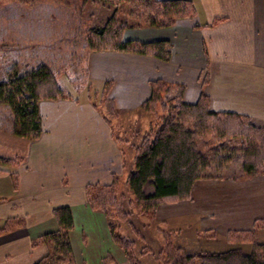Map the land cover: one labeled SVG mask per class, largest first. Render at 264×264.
Here are the masks:
<instances>
[{
  "label": "crops",
  "instance_id": "crops-1",
  "mask_svg": "<svg viewBox=\"0 0 264 264\" xmlns=\"http://www.w3.org/2000/svg\"><path fill=\"white\" fill-rule=\"evenodd\" d=\"M191 1L197 10L192 18H180L170 27L124 32L129 41L170 40L169 60L91 51L86 64L92 93L98 94L95 100L81 94L41 101L43 131L35 141L18 138L0 126V155L23 156L18 166L0 172V230L10 229L0 232V264H35L43 258L47 246L33 242L58 229L53 210L63 206L70 207L74 219L70 239L75 264H129L112 238L106 214L93 210L86 196L88 184H111L115 174L127 170L112 121L96 102L106 82H111L108 110L135 114L151 96V82L162 79L180 85L186 103L197 102L204 92L213 111L236 112L264 125V0ZM11 174L16 175L17 188ZM197 196L206 210L210 201L212 221L224 211L220 206L232 208L229 221L211 226L250 230L256 220L264 219V174L198 180L191 199ZM108 256L112 260L106 262Z\"/></svg>",
  "mask_w": 264,
  "mask_h": 264
},
{
  "label": "trees",
  "instance_id": "trees-1",
  "mask_svg": "<svg viewBox=\"0 0 264 264\" xmlns=\"http://www.w3.org/2000/svg\"><path fill=\"white\" fill-rule=\"evenodd\" d=\"M103 1L112 5L113 12L103 25L90 28L86 39L89 50L141 53L165 61L170 59L172 52L170 40H124L125 30L170 27L178 19L192 18L197 12L191 0ZM2 75L0 106H5L11 115L14 134L27 139L38 138L43 129L40 101L69 95L46 64L23 71L6 70V74L2 72ZM110 86L111 82H106L103 97ZM151 87V96L142 107H160L162 114L158 118L156 116L152 131L146 132L138 144L132 145L134 168L126 177L127 190H120L121 180L115 175L111 184L90 183L86 186L88 203L93 209L106 214L112 238L123 249L130 264H143L141 256L154 252L148 245L138 251L137 240L119 230L121 223L130 216L126 205L137 206L143 213L153 215L163 203L190 197L194 183L206 176L204 172L214 164L218 167L236 166L239 177L264 174V125L258 126L250 117L236 112L213 111L204 92L197 102L186 103L182 100L180 85L157 79L151 82ZM116 138L122 146L124 139ZM19 163V157L0 155V172H4L3 166H17ZM11 175L17 188L16 175ZM53 214L58 221V229L34 240L33 245L45 244L48 248V253L35 264H75L70 239L74 228L72 211L70 207L63 206L55 208ZM263 228L264 219H258L250 230L228 233L231 243L251 244L249 253L236 247L189 254L184 248L174 245L172 234L166 232V243L158 253L157 261L158 264H264V242L259 241L257 235L258 230ZM132 229L138 240H143L134 225ZM111 260L108 256L106 262Z\"/></svg>",
  "mask_w": 264,
  "mask_h": 264
},
{
  "label": "rangeland",
  "instance_id": "rangeland-1",
  "mask_svg": "<svg viewBox=\"0 0 264 264\" xmlns=\"http://www.w3.org/2000/svg\"><path fill=\"white\" fill-rule=\"evenodd\" d=\"M112 12V5L103 0H0V78L4 77L2 72L6 74V70L23 71L32 66L46 64L56 75L58 84L69 95L56 100L73 99L85 94H88L91 100H95L98 94L93 92L95 95L91 96L93 93L86 64L87 54L92 50L88 49L86 39L90 28L103 25ZM110 100L108 93L104 97L101 93V97L99 96L96 102L100 111L112 121L115 134L124 139L121 145L127 170L124 175L115 174V176L121 180L120 190H127L126 177L132 164V169L134 168L132 145L138 144L146 132L152 131L162 111L160 107L152 109L141 107L140 111L130 115L116 108L108 110ZM12 123L6 107L0 106L2 130L23 139L24 137L14 134ZM138 130L139 134H136ZM137 135L140 136L139 139ZM38 138L24 139L35 141ZM21 147L24 149L23 146ZM5 157H19L20 160L23 158L22 155L17 154ZM4 167L14 168L13 165ZM237 169L232 164L222 167L214 164L204 172L207 175L199 180L205 178L231 180L236 178ZM148 191L151 192V187ZM191 196L163 203L155 209L153 215L143 213L137 206L126 205L125 208L130 212V216L127 221L121 223L122 228L119 230L137 240L138 251L148 245L154 252L141 256L143 264H158L157 255L166 243V232L172 234L174 245L184 248L189 254L198 251L219 252L236 247H240L245 253L251 251L249 243L229 242L227 235L232 229L210 225L213 222L229 221V217L232 218L229 214L232 208L220 206L219 209L224 211L219 217L214 218L217 221H212V218L208 217L213 207L210 201L205 206L211 210H206L202 208V200L199 196L194 199H191ZM197 214H203L206 218ZM133 225L141 232L143 240H138L132 229ZM8 229L9 227L6 226L3 231ZM257 235L258 240L264 242V228L259 229Z\"/></svg>",
  "mask_w": 264,
  "mask_h": 264
}]
</instances>
